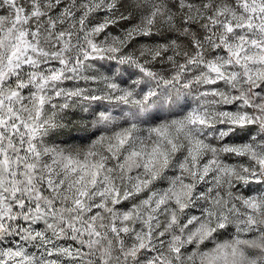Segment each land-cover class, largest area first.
<instances>
[{
    "label": "snow or ice",
    "instance_id": "1",
    "mask_svg": "<svg viewBox=\"0 0 264 264\" xmlns=\"http://www.w3.org/2000/svg\"><path fill=\"white\" fill-rule=\"evenodd\" d=\"M0 264H264V0H0Z\"/></svg>",
    "mask_w": 264,
    "mask_h": 264
}]
</instances>
